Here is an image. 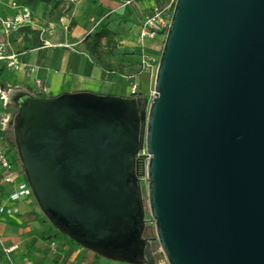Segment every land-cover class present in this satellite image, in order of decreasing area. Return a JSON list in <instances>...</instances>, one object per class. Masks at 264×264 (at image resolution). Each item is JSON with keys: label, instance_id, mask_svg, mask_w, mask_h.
<instances>
[{"label": "water", "instance_id": "obj_1", "mask_svg": "<svg viewBox=\"0 0 264 264\" xmlns=\"http://www.w3.org/2000/svg\"><path fill=\"white\" fill-rule=\"evenodd\" d=\"M5 101L33 200L82 249L157 264V241L167 264H264V0H175L152 97Z\"/></svg>", "mask_w": 264, "mask_h": 264}, {"label": "crops", "instance_id": "obj_2", "mask_svg": "<svg viewBox=\"0 0 264 264\" xmlns=\"http://www.w3.org/2000/svg\"><path fill=\"white\" fill-rule=\"evenodd\" d=\"M169 0H65L58 17L49 16L50 4L44 0H0L2 16L15 10L11 4L28 7L33 23L8 38L1 36L7 54L16 53L21 64L17 71L6 69L0 78V150L11 151L9 129L15 107L5 101L10 89L22 88L39 95L36 81L42 82L47 95L63 92L89 91L98 94L132 96L131 85H137L134 97L153 95L151 71L141 68L143 53L160 50L163 38L139 39L142 20L153 7ZM106 27L116 37L107 44L102 40L100 51L105 64L114 68H101L90 56L84 41ZM0 66L2 64L0 63ZM20 175L21 171L17 170ZM1 185V183H0ZM2 186V185H1ZM0 205L16 210L14 216L0 214V255L12 264H95L90 251L72 245L57 237L49 242L43 239L47 224L42 223L33 199L10 202L4 199L13 191L2 186ZM17 246L6 255L3 247ZM3 246V247H2ZM5 264V263H0Z\"/></svg>", "mask_w": 264, "mask_h": 264}, {"label": "built area", "instance_id": "obj_3", "mask_svg": "<svg viewBox=\"0 0 264 264\" xmlns=\"http://www.w3.org/2000/svg\"><path fill=\"white\" fill-rule=\"evenodd\" d=\"M174 3L175 0H169L167 3L152 8L149 14L141 22L139 32V39L141 41L144 39H157L159 37L163 38L165 36ZM11 6L15 10L12 14L2 16L0 13V32L1 36L4 38H8L10 35L20 32L25 27L33 23L32 13L28 7L17 6L15 3H12ZM4 48L5 44L3 42L0 43V63L5 66L6 69H11L14 71L19 70L21 68V64L18 59L19 55L16 53L7 54ZM157 63L158 58L156 59L153 54H142V70L152 71ZM36 86L39 89V95L47 94V89L42 85L41 81L37 80ZM130 93L132 96L136 95V84L131 85ZM138 156L140 157L139 159L141 162L139 171L144 173L140 178L142 179V183H145V164L149 158V155L146 153L145 149H143ZM0 176V183L2 186H10L13 188V191L5 196L4 199H7L10 202L31 198L33 199L32 193L23 175H20L17 169L13 167L12 163L8 160L7 155L2 150H0ZM0 214L14 216L16 214V210L12 207H6L4 203H2L0 205ZM15 249H17L16 245L8 249L3 247V251L6 255L11 254ZM7 260L8 264H12L9 257Z\"/></svg>", "mask_w": 264, "mask_h": 264}, {"label": "trees", "instance_id": "obj_4", "mask_svg": "<svg viewBox=\"0 0 264 264\" xmlns=\"http://www.w3.org/2000/svg\"><path fill=\"white\" fill-rule=\"evenodd\" d=\"M44 2L50 4L49 16L58 17L60 15V11H61L60 7L65 2V0H44ZM115 37H116V35L114 33L110 32L106 27H103L101 30L95 32L92 35H89L84 41L85 49H86L87 53L96 60L97 64L101 68H103L107 71H114L115 69L103 62L102 52L100 51V47L102 44V40H106L107 44H109L113 41V39ZM5 70H6L5 66H3V65L0 66V78L3 76ZM38 96L42 97V98L48 97L47 95H38ZM15 110H16V108H15ZM14 112H16V111H14ZM9 133L11 134L12 150H15L13 140H12V126L9 129ZM21 174L23 175L22 171H21ZM0 181H1V176H0ZM2 195H3V188L0 185V202L2 199ZM40 220L42 223L47 224L46 233L44 234L43 239L45 241H49V242L55 240L60 235V233L48 223V221L43 217L42 214H41ZM63 239L69 241L72 245L79 247V245L70 241L67 237H63ZM94 256L96 258H99V256L96 254H94Z\"/></svg>", "mask_w": 264, "mask_h": 264}, {"label": "rangeland", "instance_id": "obj_5", "mask_svg": "<svg viewBox=\"0 0 264 264\" xmlns=\"http://www.w3.org/2000/svg\"><path fill=\"white\" fill-rule=\"evenodd\" d=\"M163 40H164V37H163ZM163 40H162V45H163ZM162 45H161V48H160L159 51L153 53V55L156 57V59L157 58L159 59L160 51L162 49ZM156 68H157V65L151 71L152 76H153V83H154ZM153 90H154V85H153ZM14 111H16V110L14 109ZM14 114H15V112H14ZM14 114H13V116H14ZM5 154L7 155L8 160L12 163L13 167L15 169H17V170L22 171L21 170V165H20V163H19V161L17 159V156H16V151L11 149V151H9V152H7ZM141 186H142V190H143V196H144L146 213H147L146 218L148 219L149 215H148V203H147V198H146V184L145 183L144 184H141ZM33 202H34L35 206L37 207V205H36V203H35L34 200H33ZM37 209H38V207H37ZM38 211H39V214L38 215L40 217L41 212H40L39 209H38ZM148 233H149V235L152 234V237L153 238L156 237L155 236V229H154L153 225H148ZM59 237L63 238L64 236L59 235ZM152 246H153V252H154V256H155L156 263L157 264H159V263L160 264H167V262H166V260L164 258V255H163L162 251L160 250V247H159L158 242L157 241L154 242L152 244ZM79 248H81V247H79ZM0 249H1V247H0ZM96 259H97V262L95 264H124V263L110 261V260L104 259V258H102L100 256H99V258H96ZM0 263H5V264L7 263V261L5 260V257H2V254L0 255Z\"/></svg>", "mask_w": 264, "mask_h": 264}, {"label": "flooded vegetation", "instance_id": "obj_6", "mask_svg": "<svg viewBox=\"0 0 264 264\" xmlns=\"http://www.w3.org/2000/svg\"><path fill=\"white\" fill-rule=\"evenodd\" d=\"M142 184H144V183H142ZM148 219H149V217H148ZM149 237H150V238H153V237H152V234H150ZM153 243H154V242H153ZM153 243H152V244H153Z\"/></svg>", "mask_w": 264, "mask_h": 264}]
</instances>
